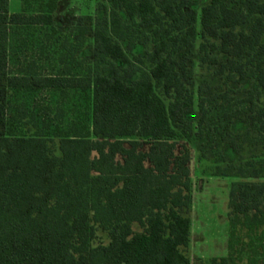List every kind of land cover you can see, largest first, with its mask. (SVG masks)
Masks as SVG:
<instances>
[{"label": "trees", "instance_id": "trees-1", "mask_svg": "<svg viewBox=\"0 0 264 264\" xmlns=\"http://www.w3.org/2000/svg\"><path fill=\"white\" fill-rule=\"evenodd\" d=\"M9 6L0 0V264H190L197 140L210 175L235 179L230 254L210 264H238L242 240L264 250V0H209L200 11L194 0H106L101 20L81 19L61 42L62 67L33 79L9 73L11 31L54 26L58 0L37 14ZM90 32L93 59H79ZM197 47L200 65L218 67L225 89L205 96L200 87L196 102ZM10 89L80 92L91 102L90 124L72 123L57 144L21 135L25 111L10 112ZM195 104L196 125L188 119ZM98 231L107 244L95 245ZM247 264H264V253Z\"/></svg>", "mask_w": 264, "mask_h": 264}, {"label": "rangeland", "instance_id": "rangeland-1", "mask_svg": "<svg viewBox=\"0 0 264 264\" xmlns=\"http://www.w3.org/2000/svg\"><path fill=\"white\" fill-rule=\"evenodd\" d=\"M50 0H10V12L18 14L22 11L27 14H34L40 12H47L45 9ZM209 0H194V7L198 11L205 6ZM106 4V0H58V9L54 14L55 24L52 27L44 26H30V27H15L11 31L10 39V63L9 73L12 76H27L33 78H44L56 73L62 66L59 62L63 51L61 49V42L66 36H72L79 29L81 19L85 17H92L93 19L101 20L104 16L101 8ZM85 27L92 28L86 21H83ZM72 38V37H71ZM60 39V41H59ZM93 33L90 32L86 38V46L84 51L77 57L79 59L88 58L93 59ZM126 49V44L122 43ZM150 49V48H148ZM146 49L143 47H136L133 50L134 55L144 57ZM132 60V57L129 56ZM193 68H194V82L191 86L195 94L196 102L198 101V91L202 87L205 91V96L212 95L216 92L224 91L225 87L219 76L215 75L218 67L201 66L199 59L198 47L193 52ZM221 59H223L221 57ZM118 67L125 69L129 66L123 61L117 62ZM144 71H147L149 66H141ZM77 74H82L81 71H76ZM140 74L127 80L128 83L138 79ZM3 82L0 81V85ZM232 89H238L236 85H230ZM249 84L241 87L239 97L245 95ZM8 102L10 112L17 114V109L25 111V116L22 117L16 124L18 133L21 135L31 136L40 133L58 143L57 135L64 131L69 125L74 122H82L90 124L91 102L90 99L73 90L67 91L65 95L62 92L51 89H35V90H14L8 91ZM199 114L197 106L192 108L188 114V119L195 125L198 122ZM237 131L245 129V124L238 120L235 124ZM200 141L192 143L194 146L193 161H192V175H194V182L196 184L197 201L206 204L209 207L211 218H216L218 214L228 208V194L230 184L234 179H220L212 178L210 180V172L212 170V162H200L198 157V147ZM229 161L237 160L236 156L231 152L229 146H226L225 151ZM243 156L248 157V150L245 148L242 151ZM224 180V184H221ZM257 181H263L259 179ZM208 185L206 186V184ZM226 184L228 186H226ZM230 185V186H229ZM206 189L202 194L198 190ZM135 230H139L135 226ZM240 234L244 238L247 232L241 231ZM98 237L95 245L99 243L107 244L108 239L101 231L97 233ZM249 240H242L239 245L241 250V258L238 264H247L250 256L255 259H261L264 250H259L255 253L256 245L249 244ZM245 245V246H243ZM244 248V249H243Z\"/></svg>", "mask_w": 264, "mask_h": 264}, {"label": "crops", "instance_id": "crops-1", "mask_svg": "<svg viewBox=\"0 0 264 264\" xmlns=\"http://www.w3.org/2000/svg\"><path fill=\"white\" fill-rule=\"evenodd\" d=\"M20 13L26 12L21 10ZM212 178L219 177H210V180H212ZM220 182H222L221 184H224V180ZM207 185L208 183L206 186ZM206 186L203 187V189L198 190L200 191L198 193L202 194L206 189ZM226 186L228 185L226 184ZM193 198V207L190 214L192 220L191 243L188 250V255L191 261L190 264H210L212 259L228 257L230 254V223L228 218L229 206L227 210L218 214L217 217L213 219L211 218V213L208 212L209 207L211 206H206V204L197 201L198 196H196V184L194 186Z\"/></svg>", "mask_w": 264, "mask_h": 264}]
</instances>
